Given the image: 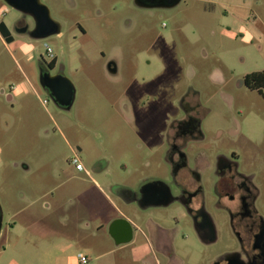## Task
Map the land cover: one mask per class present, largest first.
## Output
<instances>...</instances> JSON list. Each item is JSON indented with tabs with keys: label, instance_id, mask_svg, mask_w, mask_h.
Wrapping results in <instances>:
<instances>
[{
	"label": "rangeland",
	"instance_id": "obj_1",
	"mask_svg": "<svg viewBox=\"0 0 264 264\" xmlns=\"http://www.w3.org/2000/svg\"><path fill=\"white\" fill-rule=\"evenodd\" d=\"M41 2L61 24L60 35L34 38L14 29L26 18L0 0L8 9L0 20L13 37L6 44L0 37V264H79L77 253L87 264H134L123 257L130 248L106 253L114 242L94 227L102 222L98 193L88 176H72L70 158L76 153L106 191L105 181L134 189L145 178L167 183L166 132L188 93L198 103L200 148L234 153L242 171L259 175L264 196V98L243 82L264 69V0H181L170 8L135 0ZM112 57L116 75L106 69ZM52 59L53 71L74 85L69 110L40 85L39 62ZM128 208L171 225L170 210ZM180 223L190 240L180 243L181 256L189 247L195 264L202 246Z\"/></svg>",
	"mask_w": 264,
	"mask_h": 264
},
{
	"label": "flooded vegetation",
	"instance_id": "obj_2",
	"mask_svg": "<svg viewBox=\"0 0 264 264\" xmlns=\"http://www.w3.org/2000/svg\"><path fill=\"white\" fill-rule=\"evenodd\" d=\"M135 2L141 7L170 8L181 0ZM23 15L30 22L22 19L23 24L14 25V29L31 36L34 22L31 17ZM6 27L12 35L10 27ZM51 61L39 62V82L49 75L62 74L53 71L56 61ZM106 69L109 74L116 75L118 60L110 58ZM42 88L50 96L49 90ZM7 98L11 99L10 96ZM177 103L181 115L170 120L164 141L167 146L164 161L169 166V181L166 183L157 178L143 182L133 192L136 204L143 210L151 204L168 201L176 206L172 217L181 219L202 246L200 252L203 258L195 264H264V204H261L264 196L261 194L259 175L242 171L234 153L230 156L218 152L213 154V151L200 148L198 143L205 140L197 113L198 103L189 93L181 96ZM259 171L264 174V169ZM153 183L156 184L144 187ZM164 210H169L168 206ZM0 214L3 219L2 209ZM139 214L145 216L147 212ZM133 228L134 236L138 234L140 240L147 238L153 243L157 257L154 256L159 260L156 264H164L163 261L168 264L172 260V252L166 243V234L171 229L164 231L147 227V230L143 228L139 232L135 226ZM182 228L180 223L179 241L189 243V233ZM178 256L183 260L191 257L188 253L183 254L184 258L181 254Z\"/></svg>",
	"mask_w": 264,
	"mask_h": 264
},
{
	"label": "crops",
	"instance_id": "obj_3",
	"mask_svg": "<svg viewBox=\"0 0 264 264\" xmlns=\"http://www.w3.org/2000/svg\"><path fill=\"white\" fill-rule=\"evenodd\" d=\"M2 17V16H1ZM0 21H3L2 19ZM4 22V21H3ZM6 24V23H5ZM7 25V24H6ZM8 26V25H7ZM2 38V36L0 35ZM4 43L6 44L5 40L3 39ZM216 75H213L215 77ZM85 167V165H84ZM104 167V166H103ZM85 171H79L75 168L72 169V176L73 177H79L80 179L83 177H80V175H86L91 180L88 182L92 187H94L95 191L98 193L97 199H95V208H96V215L98 218L101 219L102 222L95 224V229L97 231L103 230V229H109V226L111 222L119 217H123L127 219L133 226H135L138 231L142 230L143 228L147 230V227L149 228H160V230H168L171 229V232H168L166 234L167 238V245L169 244L170 250L172 252V260L168 264H183V259L178 256L182 253L183 249L181 247V242L179 241V229H180V222L181 219H178L177 217H172L174 214V211L176 210V206L174 204H168V209L173 213L171 215V225H164L158 219L151 215H143L141 216L136 210L133 209V211H129V206L135 205L137 202V199L135 196H133V192L137 191V189H134V187L130 184L125 183H118V182H111V181H105V187H107L108 191L104 189L100 185V183L95 179L91 177L90 171L85 167ZM148 180V178L144 179L143 182ZM170 205V208H169ZM167 206L162 204H151L149 207L151 209H159L164 210L167 208ZM146 208V207H145ZM144 208V209H145ZM153 214V213H152ZM88 228H91L93 226V223L88 222L86 224ZM171 226V227H166ZM86 228V227H85ZM109 233V232H108ZM109 235V234H108ZM111 240L114 242L113 238L109 235ZM114 248L109 249L106 251V253L111 254L113 252H122V255H124L125 249L130 248V251L127 253V255L123 256L125 260H127L130 263L134 264H156L159 262L158 258H155V248L153 246V243L151 241H148L147 238L144 240H140V237L138 234L136 236H133V239L131 242L126 244H120L117 245L115 242L113 243ZM185 248V247H184ZM188 254H192V250L188 247V250L185 251ZM78 254L76 255V259ZM155 255V256H154ZM157 257V256H156ZM191 257L187 258V262L185 264H190ZM78 262V259L76 260ZM164 264L165 261H163Z\"/></svg>",
	"mask_w": 264,
	"mask_h": 264
},
{
	"label": "water",
	"instance_id": "obj_4",
	"mask_svg": "<svg viewBox=\"0 0 264 264\" xmlns=\"http://www.w3.org/2000/svg\"><path fill=\"white\" fill-rule=\"evenodd\" d=\"M12 8L32 18L34 28L30 35L34 38H43L50 35L61 34V24L54 20L49 9L41 0H2ZM40 85L47 88L53 102L63 109L69 110L75 98V88L72 81L62 74H52L44 79H40ZM27 169V167L25 166ZM159 183V182H158ZM156 183L147 184L144 187L154 186ZM170 203L163 202L167 206ZM142 208V207H141ZM2 207L0 206V210ZM2 229V215L0 214V233ZM109 235L115 244H126L132 241L134 236L133 225L125 218L114 219L108 229Z\"/></svg>",
	"mask_w": 264,
	"mask_h": 264
},
{
	"label": "trees",
	"instance_id": "obj_5",
	"mask_svg": "<svg viewBox=\"0 0 264 264\" xmlns=\"http://www.w3.org/2000/svg\"><path fill=\"white\" fill-rule=\"evenodd\" d=\"M0 35L3 37L6 43H9L13 40L12 35L8 31L3 21H0ZM55 61V59H52L51 62L55 63ZM243 82L247 88L258 91L264 98V69L247 73L244 76Z\"/></svg>",
	"mask_w": 264,
	"mask_h": 264
},
{
	"label": "built area",
	"instance_id": "obj_6",
	"mask_svg": "<svg viewBox=\"0 0 264 264\" xmlns=\"http://www.w3.org/2000/svg\"><path fill=\"white\" fill-rule=\"evenodd\" d=\"M7 11H8V9L6 7L1 8L0 9V16L5 15L7 13ZM47 52H51V49L49 47H47ZM70 162L76 170L86 172L84 164L81 162V160L79 159V157L77 156L76 153H74V156L70 158ZM77 259H78L79 264H87L89 261V258L83 254H78Z\"/></svg>",
	"mask_w": 264,
	"mask_h": 264
}]
</instances>
